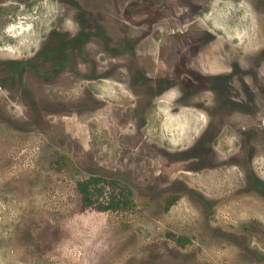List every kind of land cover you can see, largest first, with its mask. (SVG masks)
Instances as JSON below:
<instances>
[{"label":"rangeland","instance_id":"rangeland-1","mask_svg":"<svg viewBox=\"0 0 264 264\" xmlns=\"http://www.w3.org/2000/svg\"><path fill=\"white\" fill-rule=\"evenodd\" d=\"M161 14L153 28L132 30L148 36L145 46L173 45L172 31L188 28L225 40L217 46L264 45V0H0V50L25 58L36 47L62 44L64 50L77 46L71 41L82 32L101 46L106 31L109 44L135 46V34L122 36L123 18L152 24ZM152 30L162 34L154 37ZM115 56L131 72L92 83L111 106L83 98L65 80L37 101L39 115L24 87L4 93L0 264H264V187L256 191L246 169L206 165V140L199 146L206 132H198L209 112L186 107L185 97L178 106L169 97L143 102L139 114L129 111L136 103L130 92L142 100L152 94L150 81L140 83L127 54ZM223 126L216 146L229 154L238 134ZM256 168L264 175V158ZM91 175L126 184L132 205L85 208L79 183ZM105 191L100 202L114 190ZM172 235L191 243L179 247Z\"/></svg>","mask_w":264,"mask_h":264},{"label":"flooded vegetation","instance_id":"flooded-vegetation-1","mask_svg":"<svg viewBox=\"0 0 264 264\" xmlns=\"http://www.w3.org/2000/svg\"><path fill=\"white\" fill-rule=\"evenodd\" d=\"M138 11L140 10H135L134 14ZM151 11L155 12L156 9ZM160 11L162 12V9ZM163 17V14L153 17L152 24L134 23L130 19L123 18V22L120 23V28H124L121 30L122 36L133 40L132 34H135V46L125 45L122 48L109 44L111 32L106 31L102 36L101 46L90 44L91 34L82 32L84 34L77 35L76 41H71L77 44L73 47L75 52L72 47L63 50L64 45L56 44L49 45L47 51H41L40 47H36L25 58L21 53L5 52L1 49L0 102L4 99V93L11 90L12 86L15 85L17 90H22L24 87L22 92L26 91L32 98L36 115H39L37 101L51 96V93L65 80L77 86L78 94L83 98H91L99 107L101 100L111 106L108 98L99 97L92 83L97 79L111 78L118 72L125 74L131 72L125 62L120 59L117 61L118 58L115 56L117 54L118 57L126 58L121 55L127 54L133 64L137 65L134 75L139 76L140 83L144 85L149 80L152 91V94H145L140 101L137 99V94L130 92L136 103L128 105L127 109L139 114V111H145L143 102L150 103L151 106L154 101H164L169 97L173 103H177V106L181 97H185L182 102L186 103V107L206 109L210 116L208 114L207 123L198 132L199 135L206 132L199 142V146H203L206 140L203 146L207 154L206 165L213 170L218 167L246 169L248 181H251L252 187L257 191L261 186L264 187V175L256 168V162L264 158V45L217 46V43H225V40L218 39L206 29L201 35L196 36L195 31L188 28L183 31L178 29L172 31L170 38L173 45L145 46L148 36H143L141 30L137 32L132 30L143 26L153 28L163 20ZM160 34L162 32L159 30L152 33L154 37ZM88 62L91 68L85 66ZM149 63L155 65L152 66L154 69L147 66ZM127 89L130 90L129 87ZM181 90L186 94L180 95ZM173 91L177 93L171 95ZM21 94L20 92V96ZM18 96L15 97L17 101H19ZM174 109L178 113V108ZM2 112L0 104V114ZM225 123L233 127L235 134H238L235 147L229 154L221 152L216 146L217 137ZM162 153L166 152L162 150ZM166 155L169 156V153ZM252 191L253 189L247 190V192ZM186 238L188 241L185 240V246L178 244L173 237L172 240L177 246L186 247L191 243V239Z\"/></svg>","mask_w":264,"mask_h":264},{"label":"trees","instance_id":"trees-1","mask_svg":"<svg viewBox=\"0 0 264 264\" xmlns=\"http://www.w3.org/2000/svg\"><path fill=\"white\" fill-rule=\"evenodd\" d=\"M112 188L114 191L105 202H100L105 197V188ZM79 190L82 196V203L85 208L98 203V207L102 210H118L130 207L133 203L132 190L124 183L116 179H108L98 175H91L79 183ZM178 244L185 246L188 239L185 237H176ZM186 240V241H185Z\"/></svg>","mask_w":264,"mask_h":264}]
</instances>
